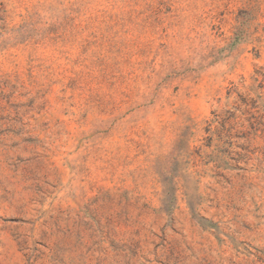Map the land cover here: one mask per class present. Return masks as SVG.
<instances>
[{
  "label": "rangeland",
  "instance_id": "1",
  "mask_svg": "<svg viewBox=\"0 0 264 264\" xmlns=\"http://www.w3.org/2000/svg\"><path fill=\"white\" fill-rule=\"evenodd\" d=\"M0 264H264V0H0Z\"/></svg>",
  "mask_w": 264,
  "mask_h": 264
}]
</instances>
